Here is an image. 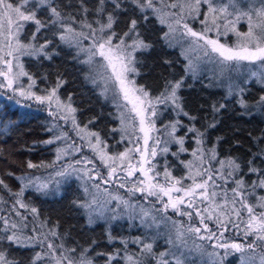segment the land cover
<instances>
[{
  "label": "snow or ice",
  "instance_id": "snow-or-ice-1",
  "mask_svg": "<svg viewBox=\"0 0 264 264\" xmlns=\"http://www.w3.org/2000/svg\"><path fill=\"white\" fill-rule=\"evenodd\" d=\"M78 3V12L72 13L66 10L70 5H65L63 0H0V90L11 92L13 96L10 99L18 94L40 104H47L53 120L66 123L70 120L80 140L84 141L82 145H76L73 141L68 147L74 146L73 150L80 152L86 146L94 153V158L82 156L56 172L57 176L64 178L77 173V179L84 181L86 178L93 182L91 185L86 182L81 185L85 196H91L90 200L86 198L72 202L88 213L90 225L98 218H121L122 214L104 216L106 206L114 200L116 208L122 207L130 219H139L140 225L145 229H157L155 235L151 236L145 234L131 240L121 237L119 241L124 246L122 249L97 255H106V264H112L117 257L123 259L125 264H195L192 255L197 253L200 257H207L205 264H223L229 255L239 253L240 264H257L255 252L259 249L258 264H264V195H257V190H264V147H260L247 161H240L233 156L219 158L216 145L224 139L222 136L216 138V145L211 148L205 145L209 130L217 127V117L226 108V104L213 103L211 119L205 118L206 126L197 127L198 117L186 110L184 97L180 94L186 87L187 76L190 74L193 79H198L200 63L205 62L217 66L220 75L229 79L230 73L239 70L241 66L249 69L255 67L256 70L249 71V79L255 78L256 83L264 90V0H97L94 9L87 6L86 0H78ZM204 6L206 11L201 13ZM92 12H95L98 19L89 22L88 16ZM128 12L131 14L125 22L126 30L118 33L114 26L118 24L121 15ZM201 14L204 16L201 21L204 27L197 31L190 26L187 18L196 19ZM150 16L167 28L161 39L169 46L180 44L184 49L181 55L187 61L185 75L178 79L164 77L156 94L146 85L137 82L142 66L137 53L148 52L153 48V44L141 33V21L148 22ZM221 18L225 21L222 25L218 23ZM241 22L247 24L246 31L241 32L237 28ZM29 24L34 26V30L30 39L25 41L22 33ZM221 27L224 29L223 33L219 31ZM213 28L217 31L216 38L208 35ZM46 32H51L55 39L47 38L44 35ZM229 32L237 36L235 44L229 45L219 39L221 34L227 36ZM56 39L69 48L77 49L73 59L88 65L85 78L99 88V95L110 100L119 112L117 118L120 128H112L111 131H119L120 142L127 140L133 144L132 147L109 154L107 142L98 131L88 127L99 117H91L83 126L78 123L76 114L79 109L73 106L72 97L69 96L65 101L58 94L60 87L66 83L62 75L57 76L56 85L51 90H45L46 94L37 95L32 91L36 80L24 70L21 58L51 61L59 54L54 51L57 47ZM85 41L89 42L87 46L84 45ZM183 41H187L186 48ZM185 53H197L196 61ZM81 55L85 57L82 60ZM164 63L171 65L172 62L164 60ZM21 77H26L29 81L26 88ZM247 82L248 80L244 81ZM245 91V87L240 84L230 82L228 85L227 95L238 96L236 103L243 110L241 115H252L253 109L264 111V92L253 104H249L244 96ZM121 101L126 103L122 104ZM160 105H163L162 109ZM166 111H171L175 118L161 126L165 139L154 138L152 133L160 132L156 122ZM181 117L187 118L188 123ZM12 123L11 120L5 122L0 118V124L3 125L0 127V135H7ZM59 127V124L54 123L53 128ZM180 129L186 130L183 135H177ZM136 131L142 136H136ZM190 135L196 145L191 150L193 159L180 160L187 169V175L179 178L173 176L167 159L161 166L163 170H158L159 162L154 163L156 157H166L170 151L168 145L176 144L177 151L171 152V155L179 159L181 153L189 151L185 143ZM65 138H68V133L62 132L43 143L53 144ZM141 139L143 147L139 145ZM254 139L259 144H264V136ZM150 140L153 141L151 145ZM161 144L163 146L159 147ZM56 151L57 161L69 154L65 148H57ZM95 159L107 169L106 174L96 167ZM257 160L260 165H257ZM82 163L83 168L74 166ZM88 165L92 167L89 168ZM45 166L49 165L27 161L29 169ZM50 166L55 167V162ZM249 175L255 176V179L247 180L245 177ZM16 179L22 182V187L16 192L0 179V187L7 189L15 198L9 215H0V264H43L46 260H52L55 264H93V260L87 255L88 249L77 253L75 247L67 248L63 243L57 244L49 238L60 239V234L56 231L58 224L48 227L45 220L29 229L28 224L24 223L27 216L20 209L31 213L33 217L39 216V210L24 202V192L29 188L45 192L48 184L37 183L39 178L33 179L27 173ZM185 180H190L191 183L185 184ZM59 183L57 181L58 185ZM112 183H116L119 189H125L129 198L125 199L119 193H109L107 188H103L110 199L101 203L98 199L101 185ZM90 189H94L95 193ZM137 194L151 208L146 209L138 200L134 201L132 198ZM198 201L204 205L203 208L199 207ZM0 203L7 202L0 197ZM156 204L160 207L156 208ZM169 211L176 216L186 217L187 221L173 219L168 215ZM244 213L247 214V219L244 218ZM12 214L20 217V220L12 219ZM233 215L239 223L232 220ZM209 222L213 226L210 227ZM161 224H170L171 227L163 233L168 247L157 252L154 245L162 235L158 231ZM241 224L244 225L243 229ZM229 225L237 229L238 234L242 231V242L225 235L230 230ZM45 227H48L47 232L43 231ZM190 238L193 239L194 247H189ZM107 239L109 243H113L117 237L108 231ZM195 240L209 243L206 247L204 244H195ZM129 243L137 245L138 252L130 253ZM4 244L7 248L3 247ZM13 247L40 248L42 251H35L27 261H18L9 258L8 249ZM208 247L212 251H208ZM217 249L222 251H216Z\"/></svg>",
  "mask_w": 264,
  "mask_h": 264
},
{
  "label": "trees",
  "instance_id": "trees-1",
  "mask_svg": "<svg viewBox=\"0 0 264 264\" xmlns=\"http://www.w3.org/2000/svg\"><path fill=\"white\" fill-rule=\"evenodd\" d=\"M171 2V0H168ZM65 5H70L66 10L68 12L76 13L79 10L78 0H63ZM87 6L90 9H94L97 0H86ZM205 7H202L201 13L205 11ZM169 11H177V9H169ZM130 12L122 14L115 30L120 33L126 30L125 22L127 21ZM98 17L95 12H92L88 16L89 22H94ZM204 19L201 14L196 19L187 18V22L193 27L194 30L199 31L204 25L201 21ZM193 20V22H192ZM199 23L195 26L193 23L196 21ZM192 22V23H191ZM225 21L221 18L218 23L221 25ZM238 28V27H237ZM34 30V26L29 24L26 26L22 33V39L27 41L30 39L31 32ZM167 28L162 26L155 17L150 16L148 22L141 21V33L147 41L153 44L151 51L137 53V56L142 61L141 75L137 77L139 84H144L150 88L154 94L158 93L161 88L163 78L169 79L175 77L179 78L185 75V67L187 61L184 55H181L184 49L180 44L169 46L168 43L161 39L162 33ZM223 27L220 28V33H223ZM247 30V29H246ZM246 30H239L241 32ZM47 38L55 39L51 32L44 34ZM177 35H179L177 33ZM225 38V36H224ZM237 39V36L229 32L226 36V42L228 40ZM43 39V38H42ZM42 42V41H41ZM57 47L55 52L59 53L55 55L51 61L38 60L33 57H22L21 62L24 65V70L31 73L36 80V85L32 91L37 95H44L45 90H51L56 85L57 76L62 75V78L66 81L59 89V96L62 100H67L69 96L72 97L74 107H77L78 123L83 126L88 123V120L97 116L99 119L94 124L88 125L93 131H98L101 137L107 142L109 154H114L124 148V142H120V132H112V128H120L117 118V108L110 100H105L99 95L100 89L90 83L85 77L88 73V65L78 62L73 59L77 49L75 47L69 48L64 44H61L58 39L55 40ZM88 41L84 42V45H88ZM184 47H187V41L182 42ZM51 47V46H50ZM191 55L196 61L197 53H185ZM85 57L81 55L80 59ZM164 60L171 61V65L164 63ZM256 70L255 67L249 69L248 67L241 66L237 71L230 73V79L222 77L220 70L217 66L211 63H200V74L198 79H193L189 74L186 78V87L181 91V95L184 97L185 108L191 114L196 115L198 120L196 122L197 127L206 126L207 120L212 117L211 105L213 103H224L226 108L221 110L217 119L219 123L216 128L209 130L205 147L211 148L216 145V138L222 136L224 139L216 145L219 153V158L227 156H233L240 161H247L251 158L252 154L257 152L260 147H264V144H259L256 137L264 136V111H257L253 109L252 115H241L243 111L236 103L238 96H228L227 90L229 83L240 84L245 87V98L249 104H253L259 96L264 92L260 85L256 83L255 78L249 79V71ZM44 77H47L46 79ZM248 80L247 83H244ZM190 85V87L188 86ZM13 94L9 91L0 90V118H3L5 122L11 120L13 123L10 125L7 135H0V179H3L8 187L13 191H19L22 187V182L17 180V176H23L24 174H30L33 179L39 178L37 183H47L48 188L45 192H37L35 188H29L24 192L22 199L24 202L29 203L31 206L38 208L39 216L33 217L29 212L24 209H20L27 216V220L24 223L28 224L29 229L38 226L42 221H47L48 227L56 224L59 227L56 231L60 234V239L49 237L55 240L57 244L63 243L65 247L77 249L79 253L82 249H88L87 255L93 260V264H106V255H97V253H113L117 249H122L124 246L120 243L119 238H127L129 240L137 237L147 235H155L157 229H145L140 225V222L129 218L127 212L121 208H115L114 214H122L121 218L116 220H109L105 218H98L95 223H88V213L84 209L76 207L72 202L74 200L88 199L83 192L82 183L86 182L91 185L92 181L77 179V173H73L70 178H64L56 175V172L62 167V161H73L78 156L70 157L69 159H63V157L57 161V148L68 149V145H72L73 141L76 142L75 131L70 130L67 133L71 136V142L56 141L53 144H44L43 141L54 138L57 134V130H64L63 122L54 121L53 117L49 115V112L45 109V106L38 103L34 99H21L20 96L14 95V98L9 97ZM19 101V103H17ZM161 109L163 105L159 106ZM175 116L171 111H166L160 117L159 124L168 122L174 119ZM187 124V118L181 117ZM54 123L59 124L61 127L53 128ZM3 125L0 124V127ZM68 126V125H66ZM52 128V131L49 129ZM66 129V127H65ZM185 129H180L177 135H183ZM80 145H82L80 143ZM170 151L165 156H157L158 170L162 171V165L165 159H167L172 175L179 178L187 175V169L180 160H192L191 150L196 147L195 142L191 139V135L186 139L185 147L189 149L186 153H181L179 159L171 155V152L177 151L178 145H168ZM86 150V156L92 158L93 154L84 147ZM89 153H88V152ZM31 160L34 164L49 165L45 167H38L29 169L27 168V161ZM55 162V167H51ZM74 162V161H73ZM257 165H260V161L257 160ZM76 168H83V163L80 165H74ZM66 167V165L64 166ZM245 172L247 171L245 167ZM100 171L106 174L105 170L100 168ZM13 173L14 175H8ZM162 178V177H161ZM160 178V179H161ZM247 180L251 181L255 179V176H246ZM57 181H60L59 185ZM114 184V183H112ZM103 188H107L109 192L115 194L119 193L124 196L123 190L118 188V185L103 187L101 185V191L98 193V199L101 203L108 200V194L103 192ZM90 191L95 193L94 189ZM257 195H264V190H257ZM0 197L7 203H0V215H9V209H11L14 203V197L8 192L7 189L0 187ZM129 198V196H127ZM126 199V197L124 196ZM134 201L138 200L147 209V206H151L137 197L132 198ZM254 202V198H253ZM114 200L107 206L112 207ZM157 206V205H156ZM108 208L105 210L108 211ZM113 209V208H112ZM169 216L175 220H182L174 213H168ZM108 217V214L105 216ZM12 219L17 221L20 217H16L14 214ZM187 220V218H186ZM210 223V222H209ZM212 225V223H210ZM48 227H45L43 231L47 232ZM166 227H171L167 225ZM166 227L158 229L162 234L160 238L156 240L154 248L157 252L165 250L168 245L165 243L163 233L167 231ZM244 226H242L243 228ZM241 228V229H242ZM111 231L117 240L113 243H109L107 239V232ZM96 243L93 244L92 242ZM196 242V241H195ZM200 244L201 242H196ZM3 247L7 248L4 244ZM46 250V249H44ZM9 258H15L18 261H27L31 258L35 251H42L40 248H9ZM128 251L130 253L138 252V246L132 243L128 245ZM212 251V250H208ZM216 251H222L217 249ZM239 253L232 255V261L234 264H240ZM123 255V253H121ZM192 258L195 260V264H205L207 257H200L199 255ZM230 257H227L223 264H233L229 262ZM237 263H235V261ZM43 264H55L52 260H46ZM112 264H125V261L120 257H117L112 261Z\"/></svg>",
  "mask_w": 264,
  "mask_h": 264
},
{
  "label": "rangeland",
  "instance_id": "rangeland-1",
  "mask_svg": "<svg viewBox=\"0 0 264 264\" xmlns=\"http://www.w3.org/2000/svg\"><path fill=\"white\" fill-rule=\"evenodd\" d=\"M205 7V6H204ZM205 11H206V8H205ZM192 22H193V20H192ZM191 22V23H192ZM195 23H193L195 26H198V22H197V20L196 21H194ZM237 27H238V29L239 30H246L247 29V24L245 23V22H241V23H239L238 25H237ZM201 29H202V27H201ZM201 29H199V30H201ZM224 31V30H223ZM208 35L211 37V38H216L217 37V31H216V29L215 28H213V30L212 31H210L209 33H208ZM219 39L221 40V42H224V43H227V44H229V45H232V44H235L236 43V41H237V39L235 40H233V38H232V40H228V42H226V36H225V38H224V35H220L219 36ZM21 81H22V83L24 84V86H25V88L27 87V84L29 83V81L27 80V78L26 77H21ZM15 95H18V94H15ZM18 96H20V95H18ZM21 97V99H25V97H22V96H20ZM121 103L123 104V103H126V102H124V101H121ZM42 105H44L45 106V109L49 112V109H48V106H47V104H42ZM129 108L131 107L130 105L128 106ZM125 111H127L126 109H125ZM119 116V112L117 111V117ZM118 121H119V119H118ZM60 122H63L62 123V125H64V130H60V128L61 127H59V130L60 131H58L57 130V134L56 135H59L60 133H62V132H67V131H69L70 129V127H71V129L72 130H74L73 129V127H72V124H71V122H70V120L66 123L65 121H60ZM160 122L158 121V124L156 123V127L158 128V129H160V132H153L152 133V136L154 137V138H159V139H161V140H163V139H165L166 137L163 135V129H162V124H159ZM164 123H167V122H164ZM66 125H68V126H66ZM118 126H120V121H119V125ZM53 127V126H52ZM65 127H66V129H65ZM69 127V128H68ZM56 129H58V128H56ZM75 131V134H76V136H77V138H76V145H80V143L81 144H84V141H81L80 140V138H79V136L77 135V132H76V130H74ZM135 135L136 136H142V134L141 133H139L138 131H136V133H135ZM120 138H121V133H120ZM60 142H65V143H67V142H71V136L68 134V138H65V139H62V140H60ZM153 143V141H149V144L151 145ZM139 145H140V147H143V140L141 139L140 141H139ZM170 145V144H169ZM133 146V144H130V143H128V141L127 140H125L124 141V148L123 149H121L120 151H117L116 153H119V152H122V151H124V149L126 148V147H132ZM163 145L161 144L159 147H162ZM86 147V146H85ZM73 148H74V146H73ZM73 148H69L68 147V149H67V152L69 153L68 155H65L64 157H63V159H69L70 157H74L75 155H77L78 154V156L77 157H75V158H72V159H74L73 161H75L76 159H80L82 156H83V154H85L86 155V150H83L82 149V151H80V152H75L74 150H73ZM84 148V147H83ZM88 148V147H87ZM88 150L89 151H91V149H89L88 148ZM159 150V149H158ZM88 152V151H87ZM89 153V152H88ZM91 153L93 154V156H92V158H94V153L91 151ZM115 154V153H114ZM137 158H138V155H137ZM61 161V160H60ZM73 161H71V162H73ZM70 162L69 161H62L61 162V165L64 167L65 165L67 166L68 164H69ZM95 165H96V167L97 168H99V170H100V168H102L103 170H105V172H107V169L100 163V161L98 160V159H95ZM88 167L89 168H91L92 167V165H88ZM69 171H72L71 169H69ZM103 173H104V171H103ZM121 175H123V173H120ZM137 176H139V173H137ZM186 176V175H185ZM142 178V177H141ZM163 178H161V180H162ZM85 180H86V178H85ZM184 183L185 184H190L191 183V181L190 180H185L184 181ZM116 185V183H114V184H109V185H103V187H108V186H115ZM124 192V196L126 197V199H128V194H127V192L125 191V189H122ZM109 192V191H108ZM109 193H112V194H115V193H113V192H109ZM137 197H139V198H141L140 197V195L139 194H137ZM134 198H136V196L134 197ZM88 199L90 200L91 199V196H88ZM110 199V197L108 196V200ZM166 199V198H165ZM141 200H142V198H141ZM115 203H113V205H112V207H110V206H106V208L107 207H109L108 209H115L116 208V201H114ZM198 204H199V201L197 202ZM111 204V203H110ZM157 206H156V208H159L160 207V205L159 204H156ZM199 207H201V208H203L204 207V205L203 204H199ZM148 208H151V206H147V209ZM115 211V210H114ZM168 213H172L171 211H169ZM108 214V217H111L112 215H114V212H110V211H107V210H104V216H106ZM244 215V218L245 219H247V214L246 213H244L243 214ZM182 220H184V221H187L186 220V217H180ZM97 220V219H96ZM232 220L233 221H235L236 223H239V220L233 215L232 216ZM137 221H139V219H137ZM140 222V221H139ZM211 223V222H210ZM209 223V224H210ZM211 226H213V224L212 225H210V227ZM242 226H244L243 224H241V228H242ZM162 227H166V225H164V224H161L160 225V229H162ZM154 228V227H153ZM167 228V230H168V228H170V227H166ZM229 231L228 232H226L225 233V235L226 236H228V237H230L231 239H235V240H237V241H243V239H244V237H243V234H242V231L238 234L237 233V229H235V228H232L231 227V225H229ZM243 229V228H242ZM196 242H201L200 244H204L206 247L208 246V243L209 242H202V241H199V240H195ZM195 242V244H197ZM189 247H194V243H193V239L192 238H190L189 239ZM208 250H212L210 247H208ZM194 254V256H197L198 254L197 253H193ZM238 256H240V254H238ZM255 256H256V258H257V264H258V261H259V256H260V250L259 249H257L256 250V252H255ZM228 257H230L229 258V262H233L232 261V255H229ZM235 261V263H237V261L236 260H234ZM233 264H234V262H233Z\"/></svg>",
  "mask_w": 264,
  "mask_h": 264
}]
</instances>
